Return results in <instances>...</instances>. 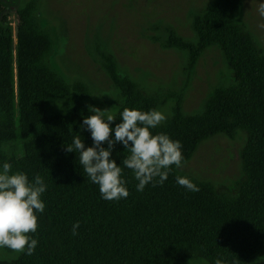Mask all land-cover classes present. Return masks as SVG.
Instances as JSON below:
<instances>
[{
	"label": "trees",
	"instance_id": "1",
	"mask_svg": "<svg viewBox=\"0 0 264 264\" xmlns=\"http://www.w3.org/2000/svg\"><path fill=\"white\" fill-rule=\"evenodd\" d=\"M242 8L243 0L210 4L193 18L195 41L166 29L161 47L187 53L188 80L214 46L232 73L233 83L215 88L198 115L185 113L182 94L162 100L145 93L121 74L113 55L99 50L123 99L110 125L111 138L125 108L158 110L175 99L171 117L153 134L179 140L186 164L203 143L244 133L238 183L218 188L173 166L162 185L137 191L134 173L124 168L130 194L108 201L83 171L79 154L66 151L77 135L86 148L93 146L90 131L82 129L94 109L89 87L82 81L68 84L53 70L55 42L40 25L36 0L15 9L16 29L0 0V169L8 162L12 174L23 172L30 182L39 174L47 185L41 195L45 210L35 213L38 228L30 234L38 240L34 253L5 247L13 258L0 264H188L191 259L253 264L264 258V50L243 22ZM128 154L117 143L112 159L122 164ZM177 176L189 178L199 191L180 186Z\"/></svg>",
	"mask_w": 264,
	"mask_h": 264
},
{
	"label": "rangeland",
	"instance_id": "2",
	"mask_svg": "<svg viewBox=\"0 0 264 264\" xmlns=\"http://www.w3.org/2000/svg\"><path fill=\"white\" fill-rule=\"evenodd\" d=\"M2 1L16 29L15 9L33 0ZM216 1L36 0V3L40 25L55 42L53 70L68 84L86 83L94 100L88 103L93 108L107 110L106 115L115 116L123 99L103 68L99 50L113 55L121 74L137 83L145 93L162 100L182 94L187 115L201 113L215 88L233 83L232 73L217 46L202 55L189 80L185 73L187 53L161 47L167 39L168 27L195 41L194 16ZM261 2L264 0H243L241 11L243 22L264 50V28L260 27L264 17L258 13ZM153 37L160 42L155 43ZM174 105L175 99H169L158 109L166 120L171 117ZM245 144L246 135L242 132L233 140L217 136L203 143L179 171L218 188L231 189L241 177L239 159ZM12 258L0 248V260ZM188 264L207 263L191 259ZM253 264H264V258Z\"/></svg>",
	"mask_w": 264,
	"mask_h": 264
},
{
	"label": "clouds",
	"instance_id": "3",
	"mask_svg": "<svg viewBox=\"0 0 264 264\" xmlns=\"http://www.w3.org/2000/svg\"><path fill=\"white\" fill-rule=\"evenodd\" d=\"M258 13L264 17V2L258 5ZM260 27L264 28V24ZM91 111L94 115L84 119L82 129L90 131L93 146L86 148L84 140L77 135L73 143L66 147V151L79 154V164L91 182L99 186L103 199L118 201L129 196L127 181L123 177L124 168L134 173L138 181L137 191H143L150 183L153 186L157 183L162 185L173 166L179 169L185 164L179 140H173L163 132H152V129L160 127L167 119L161 111L125 108L120 114L122 122L115 126L114 139L111 138L113 129L110 125L116 120L115 117L106 115L107 110L98 107ZM117 143L123 144L129 153L122 164L112 159ZM176 182L189 191H199L196 184L187 177L177 176ZM46 189L44 178L39 174L35 176L34 182H30L27 174H12V165L3 163L0 169V248L26 252L28 255L34 253L38 240L30 234L38 228L35 213H43L45 210L41 195ZM79 227L77 221L72 228L73 235L78 234ZM215 264H222V261L217 259Z\"/></svg>",
	"mask_w": 264,
	"mask_h": 264
}]
</instances>
